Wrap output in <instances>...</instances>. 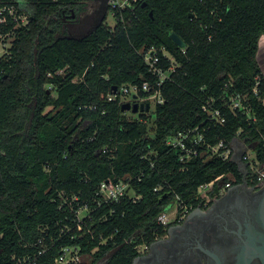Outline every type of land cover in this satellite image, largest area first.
<instances>
[{
    "label": "trees",
    "instance_id": "1",
    "mask_svg": "<svg viewBox=\"0 0 264 264\" xmlns=\"http://www.w3.org/2000/svg\"><path fill=\"white\" fill-rule=\"evenodd\" d=\"M1 2L30 22L15 30L10 55L0 59V264L34 252L41 239L48 248L42 264H54L72 245L91 254L94 264H133L139 246L166 233L157 220L177 197L195 209L201 185L229 174L234 184L244 181L232 160L182 163L179 151L166 145L179 132L199 128L211 145L239 139L255 147L264 164L258 61L264 0H140L118 15L115 27L104 19L82 38L62 35L63 12L77 15L86 0ZM173 33L185 48L173 42ZM152 47L165 48L179 67L160 88L164 103L151 116L139 112L129 120L132 112L122 110L120 97H106L114 87L156 81L140 56ZM234 93L248 95L256 122L231 112L227 100ZM204 105L220 110L225 124L210 120ZM126 178L141 199L97 208L101 184ZM61 193L78 197L74 208L87 203L94 210L92 233L71 238L78 230L70 208H59ZM66 225L73 228L69 234L62 231Z\"/></svg>",
    "mask_w": 264,
    "mask_h": 264
},
{
    "label": "built area",
    "instance_id": "2",
    "mask_svg": "<svg viewBox=\"0 0 264 264\" xmlns=\"http://www.w3.org/2000/svg\"><path fill=\"white\" fill-rule=\"evenodd\" d=\"M57 1V0H53ZM140 0H108V14L110 13L118 23L121 13L125 10H133L134 5ZM12 22L16 25L7 32L3 29ZM29 16L19 15L16 7L10 4H3L0 0V59L10 55L11 49L15 41V30L18 28L26 27L29 24ZM116 25V24H115ZM112 26V27H115ZM140 56L144 60L149 72L153 77L156 78L154 83L144 82L142 86L139 85H125L117 93L109 94L106 100L109 102L115 101L120 97L122 104L126 102H140V103H150L155 101L156 104H163L164 98L161 94L160 88L162 85L170 80V75L178 67L179 64L176 58L168 52L165 48H148L140 51ZM163 62L168 63V67H164ZM64 71H59L57 75L63 74ZM260 78H256V85L253 93L256 97L259 96L258 85ZM144 92L149 94L148 97L139 98V93ZM137 96V100L133 97ZM227 106L234 114L242 113L247 115L249 120L256 122L255 118H251V108L249 105V98L246 94L234 93L227 100ZM202 111L207 114L208 118L219 125L225 124V118L218 109H210L208 105H204ZM166 145L172 149L179 151V160L182 163H188L193 159H210L212 157H218L223 161L232 160L235 155V147L233 145L228 146L225 142L220 141L216 145H211L207 143L204 133L200 132L199 128L186 130L179 132L174 136L167 139ZM255 149V147H249L246 145V151L242 156V161L245 165L246 174L242 173L245 180L257 181L259 183H264V164L261 163L255 153V155L250 154V150ZM228 178L229 181L223 183L224 178ZM221 176L214 181L201 185L197 190V195L202 199L201 203H210L211 200L234 185V179L231 174L226 176ZM130 178L120 180L118 182L106 181L103 182L97 192L95 203L97 208L108 204H119L124 200H128L132 203L138 202L141 197L138 196L132 189ZM218 186V194L212 195L215 187ZM161 190V189H156ZM60 199H63L64 203L59 204V208L62 209L65 205L70 208V213L72 215V225L78 230L77 235L71 238L82 239L86 234L92 233L91 229L95 220L94 210L91 209L89 204L79 205L74 208L73 204L78 202V197L74 196L68 199L63 193L59 195ZM193 208L185 205L177 197L176 200L168 204L163 213L158 217L157 223L159 227L167 231L172 220H175L178 216H184L188 212L192 211ZM103 221L106 217L102 218ZM90 225H92L90 227ZM87 228V231L84 229ZM73 228L66 225L62 231L67 234L71 233ZM157 234L156 236H158ZM155 236V237H156ZM103 243H106L103 240ZM147 244H143L138 247L140 252ZM38 249L34 252H28L23 256L13 255L10 264H42L41 259L48 252V248L41 239L36 244ZM30 248L32 247L29 246ZM94 253V252H92ZM93 258L91 254H83L82 248L79 245H72L63 247L60 250L59 256L55 259L54 264H84V259ZM92 262V261H91Z\"/></svg>",
    "mask_w": 264,
    "mask_h": 264
},
{
    "label": "flooded vegetation",
    "instance_id": "3",
    "mask_svg": "<svg viewBox=\"0 0 264 264\" xmlns=\"http://www.w3.org/2000/svg\"><path fill=\"white\" fill-rule=\"evenodd\" d=\"M107 13L108 0H100L84 28L86 35ZM78 15L64 11L63 21H76ZM246 183L234 184L210 203L172 220L133 264H264V183Z\"/></svg>",
    "mask_w": 264,
    "mask_h": 264
},
{
    "label": "rangeland",
    "instance_id": "4",
    "mask_svg": "<svg viewBox=\"0 0 264 264\" xmlns=\"http://www.w3.org/2000/svg\"><path fill=\"white\" fill-rule=\"evenodd\" d=\"M100 7V0H86V2L83 4L81 9L79 10V15L76 17V21H67L64 24L62 35L70 36L73 38H82L86 35V31H84V28L86 27V24L90 21V19L93 17L94 11ZM102 15L100 14V17ZM103 18V17H102ZM104 19H106V23H108L110 26H114L116 24L115 19L112 17V15L107 13L106 16H104ZM78 31V32H77ZM258 61L260 63L262 72L264 73V36L260 40V50L258 53ZM156 107V102H151V110L148 112V116H151L152 113H154ZM138 114L133 115L132 113L127 114V118L129 120H136L138 119ZM250 147V145H249ZM251 147H253L251 145ZM250 154L253 156L255 155V150L251 149ZM92 261V262H91ZM84 264H94L93 258H86L84 259Z\"/></svg>",
    "mask_w": 264,
    "mask_h": 264
},
{
    "label": "water",
    "instance_id": "5",
    "mask_svg": "<svg viewBox=\"0 0 264 264\" xmlns=\"http://www.w3.org/2000/svg\"><path fill=\"white\" fill-rule=\"evenodd\" d=\"M74 17V15L72 16ZM104 20V17L101 19L100 23H102ZM99 23V24H100ZM97 28V27H96ZM171 39L173 40V42L178 45L180 48H185L186 47V44L184 43V41L178 36L176 35L175 33H173L171 35ZM117 87H114L112 92L113 94L115 95L117 93ZM134 100H137V96H134L133 97ZM122 110L123 111H127V112H132L133 114H138L139 112H150L151 110V104L150 103H140V102H126L122 105ZM238 139H235L232 143V145L237 141ZM245 146V145H244ZM246 151V146L243 148H237L235 147V155L232 159L233 162H235L239 168H240V171L244 174H246V170H245V165L242 161V156L243 154L245 153ZM244 184H247L246 183V180L244 179ZM261 255L264 256V251L261 250Z\"/></svg>",
    "mask_w": 264,
    "mask_h": 264
},
{
    "label": "crops",
    "instance_id": "6",
    "mask_svg": "<svg viewBox=\"0 0 264 264\" xmlns=\"http://www.w3.org/2000/svg\"><path fill=\"white\" fill-rule=\"evenodd\" d=\"M244 145L246 146V144L240 141L239 139L233 144V146L237 148H242V147L244 148L245 147Z\"/></svg>",
    "mask_w": 264,
    "mask_h": 264
}]
</instances>
